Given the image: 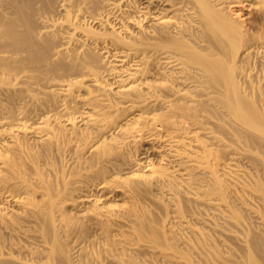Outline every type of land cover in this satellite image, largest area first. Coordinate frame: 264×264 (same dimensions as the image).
<instances>
[{"label":"bare ground","instance_id":"obj_1","mask_svg":"<svg viewBox=\"0 0 264 264\" xmlns=\"http://www.w3.org/2000/svg\"><path fill=\"white\" fill-rule=\"evenodd\" d=\"M0 264H264V0H0Z\"/></svg>","mask_w":264,"mask_h":264}]
</instances>
